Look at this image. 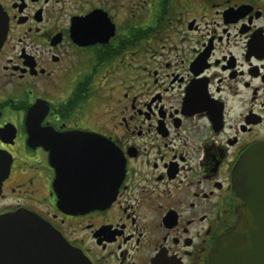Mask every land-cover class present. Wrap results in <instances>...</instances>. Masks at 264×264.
<instances>
[{"label": "flooded vegetation", "instance_id": "flooded-vegetation-1", "mask_svg": "<svg viewBox=\"0 0 264 264\" xmlns=\"http://www.w3.org/2000/svg\"><path fill=\"white\" fill-rule=\"evenodd\" d=\"M0 12V217H41L88 264H209L243 202L233 169L264 143V0ZM77 194L115 198L61 207Z\"/></svg>", "mask_w": 264, "mask_h": 264}, {"label": "water", "instance_id": "water-1", "mask_svg": "<svg viewBox=\"0 0 264 264\" xmlns=\"http://www.w3.org/2000/svg\"><path fill=\"white\" fill-rule=\"evenodd\" d=\"M6 26L0 12V47ZM108 145V148H111ZM109 156V164L119 160ZM242 204L237 223L216 242L209 264H264V143L250 148L233 169ZM115 195L61 196V207L83 212L110 204ZM0 264H88L51 224L31 212L0 217Z\"/></svg>", "mask_w": 264, "mask_h": 264}]
</instances>
